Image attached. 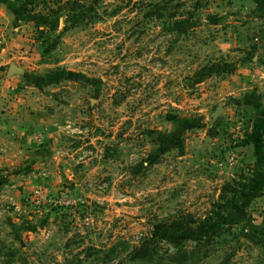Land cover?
Listing matches in <instances>:
<instances>
[{"label": "rangeland", "instance_id": "obj_1", "mask_svg": "<svg viewBox=\"0 0 264 264\" xmlns=\"http://www.w3.org/2000/svg\"><path fill=\"white\" fill-rule=\"evenodd\" d=\"M67 2L0 36V264H264V63L226 95L211 40L249 23L248 56L264 0Z\"/></svg>", "mask_w": 264, "mask_h": 264}, {"label": "crops", "instance_id": "obj_2", "mask_svg": "<svg viewBox=\"0 0 264 264\" xmlns=\"http://www.w3.org/2000/svg\"><path fill=\"white\" fill-rule=\"evenodd\" d=\"M14 0H0V36L7 35V43L13 49L19 41L28 39L24 37V31H21L15 26L14 20L16 19L17 12L12 4ZM260 23L264 24V18L260 19ZM221 26V25H220ZM249 23L244 24L235 19L224 20V25L218 28L219 31L214 33V52L218 55L234 56V64L232 73L226 79L225 86L227 91L224 94L238 95L240 89H244L245 97L253 98L254 86L252 84L253 77L257 70L254 69L255 63L262 65L264 63V42L259 44L254 51L249 53L248 56L241 59V56L246 55L249 50L248 40L250 37L248 30L250 29ZM25 39H24V38ZM17 41V42H16ZM253 61V62H252Z\"/></svg>", "mask_w": 264, "mask_h": 264}, {"label": "trees", "instance_id": "obj_3", "mask_svg": "<svg viewBox=\"0 0 264 264\" xmlns=\"http://www.w3.org/2000/svg\"><path fill=\"white\" fill-rule=\"evenodd\" d=\"M85 1H89V0H68L67 2V8H68V21L67 23L69 24V26L67 28H72V27H75L77 26L78 24H81L82 20L81 19L84 15V13H86V6H88L87 3H85ZM96 4L97 3V0H92L91 5L93 4ZM79 10V12H78ZM53 47V46H52ZM51 48V47H50ZM142 251V249H140ZM139 252V257H146L148 256V253H142V252Z\"/></svg>", "mask_w": 264, "mask_h": 264}]
</instances>
